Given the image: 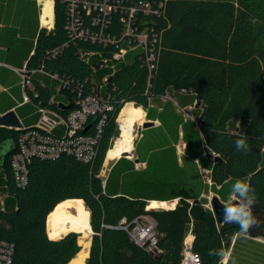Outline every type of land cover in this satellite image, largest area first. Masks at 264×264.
<instances>
[{
  "label": "trees",
  "instance_id": "16d2710c",
  "mask_svg": "<svg viewBox=\"0 0 264 264\" xmlns=\"http://www.w3.org/2000/svg\"><path fill=\"white\" fill-rule=\"evenodd\" d=\"M96 2L113 6L104 37H116L119 47L86 40L68 29L75 5L80 27L99 31L101 24L95 21L104 14L93 6ZM48 5L54 8V29L41 30L27 68H43L71 86L58 94L57 83L51 86L50 78L36 76L38 96L30 95L38 112L46 109L65 117L79 92L91 93L93 88L114 110L93 164L66 155L34 158L24 187L15 184L11 168L20 132L0 129V144H14L0 166V195L5 196L0 240L14 245L12 264H69L75 257L70 264H180L190 229L202 264H218L220 258L209 251L229 250L238 238V225L219 223L202 195L213 191L226 203L237 179L255 189L253 206L262 215L264 231V0H50ZM145 5L157 11H140L136 24L148 31L152 71L145 52L131 50L123 40L124 8ZM120 48L128 52L115 60ZM86 52L102 56L86 58ZM167 96L181 107L194 106L189 113L193 118L180 114L171 99L161 109L151 104ZM126 103L141 106L160 125L143 130L137 141L136 161L145 163L144 169L122 157L103 180L100 173ZM242 137L249 144L247 154L235 148V140ZM181 139L186 149L179 155ZM199 166L211 171L212 186L202 179ZM176 199L172 209H147L152 200ZM143 214L157 222L160 254L147 252L119 228L123 220L132 222ZM53 218H61L53 221L55 234L71 233L55 237ZM77 233L82 242L93 233L92 244L81 250Z\"/></svg>",
  "mask_w": 264,
  "mask_h": 264
},
{
  "label": "built area",
  "instance_id": "2783aa9c",
  "mask_svg": "<svg viewBox=\"0 0 264 264\" xmlns=\"http://www.w3.org/2000/svg\"><path fill=\"white\" fill-rule=\"evenodd\" d=\"M93 6L95 8L100 7V10L104 14L102 18H96L95 21L96 24H101L99 31L80 27L82 23L79 22V14L75 11V5L72 6L69 14L68 29L70 32L75 31L78 33L79 37L86 40L91 39L99 43L117 45L118 40L116 37H104V28L108 24L106 15H109L113 11V6L106 3L100 5L97 2L94 3ZM124 9L128 16L121 18L125 25L123 40L128 42L131 50L141 48L145 52L146 62L149 65L148 68L152 71L154 68L152 64L154 58L153 55L148 52L150 42L148 31L140 30L136 24L137 14L140 11H143L145 14L157 13V11H154L150 5H145L144 7L132 6ZM134 43L137 45L134 46ZM117 47H119V45H117ZM127 52V48H120L119 52L114 53L113 58L115 60H121L125 57ZM91 55L102 56L101 53L97 52H86L83 54L86 58H89ZM108 61V59L104 60V62ZM15 71L21 78L24 103L32 101L30 91L34 93L35 97L38 96L34 88L36 76H46L50 78L52 81L51 86L57 83L56 90L58 94L71 86L66 78L51 74L43 68L30 70L25 67L16 69ZM106 80L107 78L104 79V81ZM77 97L78 99L75 101L76 105L71 108L67 116L63 117L57 113H51L46 109H40L39 112L45 115L44 119L42 115L37 124L30 127L22 126V128L18 129L20 135L17 141V151L11 159L14 182L18 187L27 185L29 180V165L34 158L50 160L66 155L72 156L87 164H93L97 160L101 140L108 120V114L114 110V106L111 103L105 102L101 95L96 92L95 88L92 89L91 93L86 92L84 94L83 91H80ZM55 99L56 96H53L51 102H55ZM56 103L61 104L62 101H56ZM53 116H55L56 119L52 118ZM51 119L57 120V123L55 126L48 128ZM90 123L91 125H89ZM64 126L65 128L63 129ZM87 127H89V129L85 132ZM199 170L205 183H211V171L203 166H200ZM2 197L3 200L0 207L4 208L5 196L2 195ZM119 228L125 230L132 242L142 247L147 252L155 255L162 253V250L158 248L159 235L157 231V222L149 214L140 215L132 222L123 220ZM193 236V231L190 229L184 241L180 264H202L201 255L193 250L194 240L191 239V241H189V238ZM13 257L14 245L0 240V264H12Z\"/></svg>",
  "mask_w": 264,
  "mask_h": 264
},
{
  "label": "crops",
  "instance_id": "0c3cea01",
  "mask_svg": "<svg viewBox=\"0 0 264 264\" xmlns=\"http://www.w3.org/2000/svg\"><path fill=\"white\" fill-rule=\"evenodd\" d=\"M44 1L47 9L52 10L48 12L50 13L51 26L43 25L41 17L42 0H0V114L4 115L10 111H14L23 127L37 124L40 120V114L35 101L32 100L29 103L23 102L21 78L15 70L28 67L31 58L35 54L41 30L52 31L54 29V8L51 9L48 5L50 0ZM38 78L44 79L40 76ZM50 84L52 83L50 82ZM148 121L155 122L154 126L160 125L159 121L150 119ZM10 130L19 132L18 129ZM181 141L183 140L181 139ZM136 162L139 163L138 161ZM142 164L146 167L145 163ZM174 201L177 203L178 199ZM55 219L60 218H53L51 221V231L55 237H63L65 234L71 232H66L63 235L55 234L52 228Z\"/></svg>",
  "mask_w": 264,
  "mask_h": 264
},
{
  "label": "rangeland",
  "instance_id": "374dc122",
  "mask_svg": "<svg viewBox=\"0 0 264 264\" xmlns=\"http://www.w3.org/2000/svg\"><path fill=\"white\" fill-rule=\"evenodd\" d=\"M42 6H41V17H42L43 25L51 26L52 23H51V19H50V16H49L50 13H48V12H51L52 10L50 11V10L47 9V5H46L44 0H42ZM58 98L61 99V100H67L65 97L62 98L61 95ZM168 99L172 100L173 104L175 105L177 111L180 114H183L186 117H192L193 118V115H189V113H191L194 110V106L181 107L179 101L176 98H169L168 96L167 97H162V98H159V99H157L155 101H152L151 104L153 106L159 107L161 109V107L164 105V103ZM134 104L136 106H138L136 103H134ZM128 105L129 104H126L124 106L123 110L126 109ZM143 110L145 111V119L142 122V124L137 125L135 127V138H134V148L135 149H134V151L132 153H129L126 156H123L125 154V152L122 153V157L128 158L129 160L133 161L135 163V165H136V169H139V170L145 168L144 164L136 162L137 158H136V151H135L136 150L137 141L141 138V132L144 129L143 128L144 123L148 121L147 111L144 108H143ZM122 111H121V113L118 116L117 126H116V129H115L113 138L111 140V145L112 146H114V143H115L116 139L120 136V133H121L119 119H120V117H121V115L123 113ZM39 114H40V118H41L43 114L42 113H39ZM56 123H57V120L51 119L50 123L48 124V128H51V127L55 126ZM64 128H65V126L63 127V129ZM177 149H178V153L180 155L185 152L186 145L184 144L183 141H181L178 144ZM122 157L119 156V158H117L116 161L110 163L108 167L105 166V164H103V168H102L101 173H100V177L103 180H105L108 177V174H109L112 166ZM208 184L210 186H212L213 183L211 181V183L208 182ZM214 196H218V195L215 194L213 191H209V192L205 193V195L203 196L204 198L208 199V203L205 204V207L208 208L212 212H213V210H212L211 200H212V198ZM2 200H3V197H2V195H0V206H1ZM175 203H176V201H175ZM223 203H225V202H223ZM253 215H254V217L256 219V225L250 231L253 234H255L256 236L255 237L250 236V232H249V234L246 235V236L238 237L237 239H236V237H234L231 248L229 250H227V251L231 252V255L234 254L233 255V260H232L233 264H264V231L261 229L262 215H261V213L259 211L256 212L255 214L253 213ZM78 235H79V244H80V242H82V239H81L82 236H80V234H78ZM92 238H93V235L91 236V240H92ZM85 240H87V239H83V242ZM89 240H90V237H89ZM236 242H238L237 246H236ZM234 246H236L235 250H233ZM234 251H235V253H234ZM258 261H262L263 263H257ZM245 262H247V263H245Z\"/></svg>",
  "mask_w": 264,
  "mask_h": 264
},
{
  "label": "clouds",
  "instance_id": "9594fccd",
  "mask_svg": "<svg viewBox=\"0 0 264 264\" xmlns=\"http://www.w3.org/2000/svg\"><path fill=\"white\" fill-rule=\"evenodd\" d=\"M235 148L237 151L247 154L250 151L249 144L245 137L235 140ZM255 189L250 182L237 179L231 187V192L225 204H223V223L238 225V237L249 234L250 229L256 225V219L253 215ZM213 211H215L213 206ZM195 240V237H190ZM209 256H217L220 258L219 264H229L231 252L219 249L217 251H209Z\"/></svg>",
  "mask_w": 264,
  "mask_h": 264
},
{
  "label": "bare ground",
  "instance_id": "6f19581e",
  "mask_svg": "<svg viewBox=\"0 0 264 264\" xmlns=\"http://www.w3.org/2000/svg\"><path fill=\"white\" fill-rule=\"evenodd\" d=\"M126 109H122L123 113L119 119L120 123V136L116 139L114 146H112L108 152V156L105 162V166H109L110 163L122 157V153L125 152V156L134 151V138H135V127L142 124L145 119V111L142 107L136 106L134 103H128ZM123 155V156H124ZM175 207V201H155L149 202L147 209H171ZM189 241H191L189 239ZM91 242L87 239V243ZM83 244V243H82ZM85 246V245H84ZM83 249V248H82Z\"/></svg>",
  "mask_w": 264,
  "mask_h": 264
},
{
  "label": "water",
  "instance_id": "95a60500",
  "mask_svg": "<svg viewBox=\"0 0 264 264\" xmlns=\"http://www.w3.org/2000/svg\"><path fill=\"white\" fill-rule=\"evenodd\" d=\"M60 107L63 109L68 108L67 106H64L63 104H60ZM154 125H155V122L147 121L144 123L143 128L148 129L150 127H153ZM22 126L23 125H22L21 121L19 120V118L17 117V115L14 111H10L4 115L0 114V129L1 128L20 129V128H22ZM88 129H89V127L86 128L85 132ZM13 148H14V144H13L12 140H7V141L3 142L2 144H0V166L1 167H3V165H4L5 157ZM206 155H207V152H206ZM202 179H203V177H202ZM223 204H225V203H223L218 196H214L211 200L212 210H213V206H214L215 211H213V212H214V215H215V217L219 223H223V206H222ZM258 211L259 210L255 206H253V213L255 214ZM69 233H71V232H69ZM69 233H67V234H69ZM74 233H76V232H74ZM67 234H65V235H67ZM92 235H93V233H92ZM250 236L255 237L256 235L250 231ZM86 243H87V240H85L83 242V244H80L81 250ZM91 244H92V240H91Z\"/></svg>",
  "mask_w": 264,
  "mask_h": 264
}]
</instances>
